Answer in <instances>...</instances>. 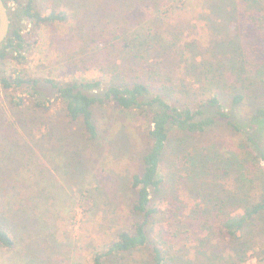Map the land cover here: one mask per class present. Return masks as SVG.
<instances>
[{"label":"trees","instance_id":"1","mask_svg":"<svg viewBox=\"0 0 264 264\" xmlns=\"http://www.w3.org/2000/svg\"><path fill=\"white\" fill-rule=\"evenodd\" d=\"M3 1L9 8V29L0 44L2 62L19 60L22 51L40 42L45 24H62L67 18V11L56 6L43 13L36 0ZM96 1L93 11L112 0ZM121 1L128 10L118 22L99 31L89 28L84 33V29L70 42L78 46L82 59L91 63L83 69L98 75L61 82L46 78L42 84L54 100L61 102L68 122L77 123L84 146L99 145L103 133L95 119L99 107L119 115L135 114L145 124L138 166L128 177L132 196L129 227H120L108 236L105 246L93 252L92 264H202L206 259L209 262L205 264H264V244L249 240L250 233L264 230V35L258 32L264 30V0L210 1L206 8L213 16L206 19L212 38L199 49L194 41L177 45L174 39L167 40L161 22H168L157 19L158 14L149 18V7L143 0ZM132 13L136 16L130 17ZM242 14L250 22L247 35L257 61L245 51L246 41L236 26ZM22 21L31 23L29 30L23 32ZM150 22L158 23L155 29L149 27ZM127 47L145 65L139 75H127L117 67L116 59ZM155 53L160 59L152 58ZM173 60L174 67L186 70L192 82L187 84L179 78L176 83L180 87L190 94L194 93L192 85L198 84L194 87L200 95L196 105H177L169 100L172 91L166 85L173 82L168 67ZM0 82L5 89L30 84L34 94L40 92L36 78L2 76ZM32 104L47 108L40 100ZM242 105L245 108L241 113ZM219 125L231 132V138L221 141L220 147L194 145L183 151L189 181L210 176L204 186L207 199L202 197V204L189 210L188 204H161L166 201L161 164L174 134H202ZM89 198L81 193L72 208ZM156 215L168 226L175 224L170 239L161 233V240L150 237ZM14 243L10 232L0 225V246L11 249ZM208 251L209 258L205 256Z\"/></svg>","mask_w":264,"mask_h":264},{"label":"rangeland","instance_id":"2","mask_svg":"<svg viewBox=\"0 0 264 264\" xmlns=\"http://www.w3.org/2000/svg\"><path fill=\"white\" fill-rule=\"evenodd\" d=\"M210 1L143 0L149 7V18L158 14L157 19L168 22H161L167 40L172 38L177 45L194 41L197 49L211 42L212 33L206 19L213 14L206 8ZM95 2L36 0L38 6L44 8L43 13L55 6L65 9L66 20L62 24H45L41 28L40 42L22 51L23 57L19 60L0 61V77H31L40 84V92L34 94L30 84L5 89L0 82V225L10 232L15 242L11 249L0 246V264H92L93 252L105 246L108 236L120 227H129L132 217L128 208L132 196L128 177L138 166V155L144 143V122L135 114L119 115L110 108L99 107L95 110V119L103 132L99 145L84 146L80 131H76L77 123L68 122L61 102L54 100L42 85L46 78L61 82L98 75L96 71L83 69L91 63L82 59L78 46L70 42L84 29L85 33L89 28L99 31L112 23L113 26L128 10V5L112 0L103 9L93 11ZM133 16L136 15L132 13L130 17ZM22 23L23 32L30 29V22ZM157 24L150 22L149 27L155 29ZM236 26L246 41L245 51L252 61H257L250 51L247 35L250 22L244 14ZM258 32L264 35V30ZM259 42L256 44L260 45ZM134 54L127 47L116 59L118 69L131 76L139 75L145 67ZM152 58L160 59L156 53ZM174 64L173 60L168 65L173 76V82L166 85L172 91L169 100L177 105H196L200 95L194 87L198 84L192 85L194 93L190 94L180 87L176 83L179 78L187 84L192 82L188 80V72ZM34 100L42 101L47 108L33 107ZM244 108L240 107L241 113ZM230 133L219 125L202 134H174V141L167 147L161 164L162 195L166 199L161 204H188L189 210L195 204H202V197L207 199L209 194L204 186L210 176H200L194 183L189 181L183 151L194 145L220 147L221 141L231 138ZM81 193L90 198L73 209V200ZM188 210L185 209L186 215ZM164 222L161 216L154 217L151 238L161 240L158 237L161 233L170 239L175 224L169 221L172 225L168 226ZM189 222L190 219L187 226ZM249 238L257 245L264 244V230L250 233ZM179 241L183 243L185 238ZM218 245L221 246L219 242ZM205 256L209 258V251ZM206 261L209 262L206 259L202 264Z\"/></svg>","mask_w":264,"mask_h":264},{"label":"water","instance_id":"3","mask_svg":"<svg viewBox=\"0 0 264 264\" xmlns=\"http://www.w3.org/2000/svg\"><path fill=\"white\" fill-rule=\"evenodd\" d=\"M9 29V8L0 0V44L5 39Z\"/></svg>","mask_w":264,"mask_h":264}]
</instances>
